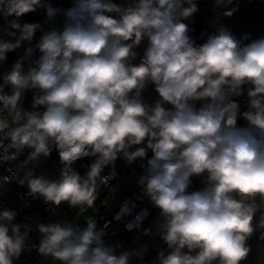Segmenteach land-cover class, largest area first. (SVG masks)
<instances>
[{"label":"clouds","instance_id":"9594fccd","mask_svg":"<svg viewBox=\"0 0 264 264\" xmlns=\"http://www.w3.org/2000/svg\"><path fill=\"white\" fill-rule=\"evenodd\" d=\"M232 3L215 0L225 9ZM42 6L49 20L59 12L42 0H0V16L19 18ZM197 10L194 0H133L128 7L113 0H73L62 28L42 33L35 45L40 55L28 71L21 58L3 75L0 112L11 114L12 122L0 119V159H15L28 148L27 160L38 161L55 146L63 165L59 179L30 172L19 183L51 206L66 202L85 211L94 206L98 187L115 177L114 170L102 175L105 167L118 157L129 164L143 160L150 150L137 184L160 210L157 231L168 251L158 252V264H241L253 233L261 230L264 240V38L242 46L220 27L196 45L182 19ZM8 24L15 30L8 35L16 39L0 40V61L22 42L31 43L40 28L17 19ZM145 39L140 63L133 64L134 49ZM33 51L27 48L25 56ZM149 84L159 96L153 104L142 99ZM244 85L251 87L241 112L231 98L241 96ZM25 90H37L32 107L44 111L20 105ZM240 117L247 126L237 125ZM139 145L144 146L132 150ZM84 157L95 160L81 176L72 165ZM194 176L204 177V187L189 191ZM130 211L125 202L116 219ZM15 216L14 210H0V264H13L27 248ZM142 219L137 215L125 228H139ZM37 230L39 254L60 264H131L147 250L117 254L95 218L85 227L55 222Z\"/></svg>","mask_w":264,"mask_h":264},{"label":"built area","instance_id":"2783aa9c","mask_svg":"<svg viewBox=\"0 0 264 264\" xmlns=\"http://www.w3.org/2000/svg\"><path fill=\"white\" fill-rule=\"evenodd\" d=\"M249 3H253V9H264V6L254 3V0H244ZM197 4L198 10L188 17L182 19V22L188 25V35L195 41L196 45L203 44L206 42L210 34H214L220 27H224L229 30L236 39L241 42V45L250 43L253 40L264 38V25L256 23L251 19L232 14L231 16H224L223 12L231 9L224 7H216L215 0H194ZM185 7L188 5L185 4ZM15 19L14 16L11 20ZM11 30L9 27L0 26V35H8ZM19 34H17L18 36ZM13 38L14 42L16 37ZM247 37V38H245ZM148 43L143 48L141 53L137 55L136 59L132 61L133 64H139L146 50ZM29 47L34 49L31 57L25 56V50ZM39 57V51L35 49V45L31 42L24 41L21 47L15 49V59L11 65H4L0 68V84L3 83V75L11 71L13 65L17 60L23 59V70L27 72L29 66ZM251 85L243 86V94L239 97H232L240 105L241 112L248 108V96L247 88ZM4 91L11 94L10 86H5ZM37 90H25L22 99L19 102L20 105L26 111H32L24 107L26 102L33 103V95L36 94ZM166 108H171L170 104L165 105ZM0 119L7 120L9 123L12 122V115L7 112H0ZM23 123V121H21ZM237 125L240 127L247 126V121L242 117L238 118ZM7 144L8 141H5ZM134 146L132 150H135ZM10 151L15 152V149ZM31 149L24 148L22 151L16 154L15 159L3 160L0 159V210L10 209L16 212L13 223L20 224L22 226L21 231L25 234L26 249L22 251L19 258L14 259L13 264H60L59 261L55 260L51 256H44L39 254L38 246L41 239V234L37 230V225L43 223L45 225L54 223L58 220L68 218L71 214H81L86 210L90 209L93 213V218L98 222V227L104 228L106 235L105 237H114L116 246L120 247L127 241L136 244L135 235L138 229L142 226L144 221L153 213L160 212V210L152 205L146 196H142L136 193L127 195L118 205V207L108 213L105 211L107 192L110 187L120 185L121 176L127 174L130 177L137 179L143 173L142 165H146L147 157L143 160L138 159L132 164L127 163L123 158L118 157L115 161L114 166L105 167L102 175H108L113 170L115 171V177L109 181L107 185H100L97 189L98 197L92 208H87L85 211H81L80 207H70L66 202H62L59 206H51L40 200L39 195L30 194L28 187H22L19 183L20 180H25L24 177V166L29 165L33 170L36 169L37 165L49 166L50 170L56 174V180L59 179L61 169L63 165L59 159V153L55 146H52L50 155L45 158L40 157L38 161H28V153ZM3 155V151L0 150V156ZM84 159V158H83ZM82 158L77 160L73 165V169L77 171L81 176L86 175L89 170V166L94 162L95 157L89 164H85ZM138 185V184H137ZM128 202L131 211L129 214L123 216L122 219L117 220V214L120 213L122 206ZM133 205H135L133 207ZM137 215H142L143 219L140 223L139 228H134L131 231L125 228V225L131 221H135ZM132 233V236H128ZM135 250V249H134ZM138 250V249H136ZM194 254V253H193ZM140 264H152L154 262L153 256L147 251L143 253L142 258H139Z\"/></svg>","mask_w":264,"mask_h":264},{"label":"crops","instance_id":"0c3cea01","mask_svg":"<svg viewBox=\"0 0 264 264\" xmlns=\"http://www.w3.org/2000/svg\"><path fill=\"white\" fill-rule=\"evenodd\" d=\"M114 3L122 6V7H128L130 4H132L133 0H113ZM73 5V0H66L64 1L62 7L60 8L57 17L51 27L56 28H62L63 23H64V10L72 7ZM109 15H112L116 18L117 14L111 13ZM264 25V23H261ZM148 43L147 39L143 40L141 44L134 49V51L139 55L143 48L146 46ZM40 55V53H39ZM142 99L145 103L148 104H153L156 100L159 99L158 93L155 91V86L152 84H149L143 91H142ZM203 101H198L196 102V107L199 108L202 105ZM45 109L43 106L38 108V111H44ZM144 146V145H139ZM152 156V152L148 150L147 152V158H150ZM85 159V158H84ZM83 159V160H84ZM39 171L42 172V176H44L48 180H56V174L50 170V167L44 166L41 168ZM38 175V176H41ZM196 176L192 177V184L189 188V191H194V190H199L204 187V183H195L194 178ZM25 179V183H26ZM27 185V184H24ZM24 185H21L22 187ZM131 193H136L139 195H142L140 187L136 183V179L133 177H130L127 174H123L121 176V181L120 185L118 186H112L109 188L107 192V197H106V205H105V211L110 213L114 211L120 202L129 194ZM40 200L42 202H45L42 197H40ZM257 203H259V199L257 198ZM260 212H257L255 217H254V223L259 220ZM93 218V213L90 209L86 210L85 212L81 214H76L73 213L71 214L68 218L58 220L56 222H70L73 225H79L80 227H85L86 226V220ZM161 221L160 217V212H153L142 224V226L138 229L136 232L137 235H135L136 238V244L131 243L130 241H127L124 243L122 246L117 247L116 251L117 254H119L121 251H131V250H140L144 246L147 247V252L153 256L154 262L152 264H158L157 261V254L161 250H164L167 252V245L161 240L160 235L158 234L157 231V226ZM55 223V222H54ZM144 229H149L150 234H144ZM261 235V230H257L253 233L252 239L247 243L250 252L245 260L241 262V264H264V240L260 239ZM132 236V233L130 234ZM104 240L106 243L115 245L116 246V241L114 237H104ZM187 251V249H185ZM141 261L137 257H133L131 264H140Z\"/></svg>","mask_w":264,"mask_h":264},{"label":"trees","instance_id":"16d2710c","mask_svg":"<svg viewBox=\"0 0 264 264\" xmlns=\"http://www.w3.org/2000/svg\"><path fill=\"white\" fill-rule=\"evenodd\" d=\"M64 1L66 0H42V3L44 5H51L53 8L60 10L62 7ZM15 17V16H14ZM57 15L52 19L49 20L46 15V7L42 6L39 7L35 12H30L27 14H24L23 16L16 18L20 24L24 23H37L40 25V28H38L34 34V38L31 41L34 45L39 41L42 33L44 31H48L51 29ZM17 34H19L17 32ZM0 40L6 41V42H13V38L8 37L6 34L0 35ZM15 59V50L10 51L6 53V59L4 61H0V68L3 67L4 65L8 66L11 65L14 62ZM84 163L89 164L93 157H84ZM83 159V158H82ZM204 177H195L194 182L195 183H203ZM23 187H27V185H24ZM253 236V235H252ZM252 236L248 239L247 243L252 239Z\"/></svg>","mask_w":264,"mask_h":264},{"label":"rangeland","instance_id":"374dc122","mask_svg":"<svg viewBox=\"0 0 264 264\" xmlns=\"http://www.w3.org/2000/svg\"><path fill=\"white\" fill-rule=\"evenodd\" d=\"M254 3L260 4L264 6V0H254ZM230 8H236L237 11L234 14L248 18L253 20L256 23H264V9H253V3H249L244 0H233V3L229 5ZM9 21H11V17L8 20H5L2 16H0V26L9 27ZM31 102H26L24 107L30 109L32 111H38V109H33ZM44 166L37 165L36 169L33 170L29 165L24 166V177L25 179L30 178L28 174L31 172L33 176L41 175L42 172L39 171ZM131 234V233H130ZM130 234L128 236H130Z\"/></svg>","mask_w":264,"mask_h":264}]
</instances>
